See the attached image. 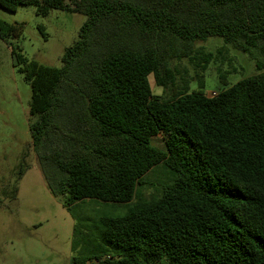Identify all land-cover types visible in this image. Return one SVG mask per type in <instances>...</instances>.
Listing matches in <instances>:
<instances>
[{
    "label": "trees",
    "instance_id": "16d2710c",
    "mask_svg": "<svg viewBox=\"0 0 264 264\" xmlns=\"http://www.w3.org/2000/svg\"><path fill=\"white\" fill-rule=\"evenodd\" d=\"M21 6L86 18L60 68L15 58L47 189L69 212L128 206L100 217L96 236L77 222L70 264H264V0H0ZM23 28L0 20V39ZM210 38L222 40L217 55L230 46L257 72L213 97L203 73L214 55L197 47ZM157 168V183L146 181ZM2 194L15 200L17 188Z\"/></svg>",
    "mask_w": 264,
    "mask_h": 264
},
{
    "label": "rangeland",
    "instance_id": "374dc122",
    "mask_svg": "<svg viewBox=\"0 0 264 264\" xmlns=\"http://www.w3.org/2000/svg\"><path fill=\"white\" fill-rule=\"evenodd\" d=\"M0 20L8 24L24 23L18 39H0V199L3 200L0 205V264H70L76 255L72 249L75 224L81 222L86 233L96 236L100 217L123 216L128 206L92 201L69 212L61 199L49 192L32 150L31 89L19 72L15 58L20 54L27 61L60 68L64 51L77 41L86 18L58 10L43 17L36 15L34 7L21 6L15 12L0 8ZM223 46L218 38L197 43L204 52L214 55L203 73L207 97L257 73L255 63L230 46L217 55ZM181 65L186 68L187 77L194 76V68L187 61ZM220 74L225 75V80L219 78ZM148 80L153 95H162L153 76ZM196 89L195 82L191 83L190 90ZM152 145L164 149L162 136L153 138ZM25 152L29 153L27 170L18 180L17 167ZM160 174L161 168H157L145 179L156 184ZM13 186L17 188L16 199L4 198L3 189ZM140 191L146 196L152 188Z\"/></svg>",
    "mask_w": 264,
    "mask_h": 264
}]
</instances>
